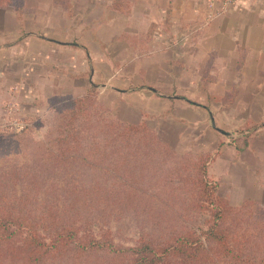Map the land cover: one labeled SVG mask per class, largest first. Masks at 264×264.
<instances>
[{
  "label": "crops",
  "instance_id": "0c3cea01",
  "mask_svg": "<svg viewBox=\"0 0 264 264\" xmlns=\"http://www.w3.org/2000/svg\"><path fill=\"white\" fill-rule=\"evenodd\" d=\"M92 84L119 120L146 123L170 144V134L177 145L202 144L230 204L264 202V0L224 13L207 0L0 6V124L11 112L22 124L48 98L82 97ZM220 172L236 193L221 185Z\"/></svg>",
  "mask_w": 264,
  "mask_h": 264
},
{
  "label": "rangeland",
  "instance_id": "374dc122",
  "mask_svg": "<svg viewBox=\"0 0 264 264\" xmlns=\"http://www.w3.org/2000/svg\"><path fill=\"white\" fill-rule=\"evenodd\" d=\"M61 98L54 95L40 111L28 113L21 121L23 127L17 112L0 124V204L14 205L16 213L26 218L20 229L11 222L7 233L17 228L11 238L27 249L24 238L33 231V222L46 243L63 223L76 231L65 251L56 254L55 248L42 244L45 259L37 264H134L136 260L141 264V256L149 254L142 247L147 242L154 248L151 254H159L151 264H174L176 257L162 246H167L171 235L183 234L213 246L219 264H264V221L256 224L258 210L245 214L253 218L244 228H257L262 235L260 253L247 243L244 254L236 258L217 245L218 239H208L218 209L203 181L202 144L190 139L177 145L170 134L166 137L173 144L167 143L174 150L159 153L151 138L139 139L113 122L112 108L98 107V94L89 103L96 106L86 108L89 113L84 115L66 107ZM41 101L36 98L32 103L42 106ZM235 135L232 141L237 143L240 134ZM220 182L228 193L237 192L225 173L220 172ZM85 188L92 192L78 193ZM217 222L222 224L221 232L232 225L225 218ZM78 240L88 247H75Z\"/></svg>",
  "mask_w": 264,
  "mask_h": 264
},
{
  "label": "trees",
  "instance_id": "16d2710c",
  "mask_svg": "<svg viewBox=\"0 0 264 264\" xmlns=\"http://www.w3.org/2000/svg\"><path fill=\"white\" fill-rule=\"evenodd\" d=\"M24 2L25 0H0V6L9 5L15 6L20 9L24 5ZM97 94V86L96 84H92L91 88L84 96H62L60 102H66V107L77 109V112H82V115H84L89 113V111L85 110L86 108H88L89 106H96L89 105V103L91 98H97ZM98 107L101 108V104H98ZM111 117L113 119V122L118 123V126L123 128L124 132H127L129 134L131 133L139 139L151 138L153 140L152 143L154 145L158 144V146L160 147L159 153L161 152V150L163 152L166 151V149L168 148L173 149L170 144L161 139L158 136L157 132L146 123L131 124L119 120L116 115H112ZM140 132H143L144 134L139 135ZM130 137L134 138V136ZM63 155L65 154L62 153L61 156ZM200 158L204 173V185L209 189L211 201L215 203V207L216 209H218V215L216 217L217 221L220 218H225V222L232 224L230 225V227L226 228L225 231L221 232L222 224L216 221L215 225H212L211 230H209L207 233L208 239H218L217 245L222 244L221 246L224 248L223 250H225L227 254H231V256L236 258H240L244 254L245 249L243 245L247 243H252L253 248L257 246L258 253H260V244L263 242V240H261L263 239L262 235H260V233L257 231V228L255 229V231H248L244 228V225L248 224L246 222L250 221V218H253L252 215H250V217H246L245 214H250L252 213V211L254 212L256 210L259 211V215L261 214L259 217H257L258 219H255L257 220L256 224L261 225L262 221H264V205L261 202L253 200H247L241 203L240 205L230 204L224 197H221L218 194L217 184L209 174L208 163L210 160V155L203 153L201 154ZM94 189H97V191H99L100 187L94 186ZM81 192L89 193L92 192V190L86 188L78 190V193ZM17 211L18 210L17 208H15L14 205L0 204V264H37V262H43V260L45 259L43 258L45 252L42 249V244L46 245L48 248H55L54 252L65 251L64 249L66 247L71 248L69 247V245L73 237H75L76 235V231H74L73 227L63 226V223L61 225L62 228L55 230V232L51 234V242L46 243L41 240L37 234L36 227L38 226V224L33 222L30 224V227L31 229H33V231H30L29 235H26L24 238V243L27 248L24 249L21 245H19L15 240L11 238L15 232H18L16 231V229H20V226L26 222V218H21V216L16 213ZM44 214L46 213L43 212L42 215ZM229 214L234 215L229 216ZM11 222L14 225H17V228L14 229L12 232L10 231V233H7L10 229ZM241 224H243L244 228L242 231L240 230ZM55 225L57 226V223H55ZM190 238L191 236L189 234L171 235L167 239V246H162L164 251L169 250V252L176 257L174 264H219L216 259L218 258V256H216L214 251L216 249L213 246H205L202 242L193 241ZM231 240H233V242L235 243L234 246H231ZM74 244L75 247H88V245H83L80 240H78ZM142 247L144 250L147 249L146 251L149 252V254L141 256L142 260L144 261L141 264H151L159 259V254H151V252H154V248L150 247V243H142ZM237 247H239L238 252L236 250ZM235 252H237V254H235ZM55 253L57 254V252ZM245 259L246 258H242V262H245ZM138 263L139 262L136 260V263L134 264Z\"/></svg>",
  "mask_w": 264,
  "mask_h": 264
},
{
  "label": "built area",
  "instance_id": "2783aa9c",
  "mask_svg": "<svg viewBox=\"0 0 264 264\" xmlns=\"http://www.w3.org/2000/svg\"><path fill=\"white\" fill-rule=\"evenodd\" d=\"M242 1H250V0H207L210 7H212L213 9L216 8L217 13H224L230 8V6L237 3H241ZM19 124L21 127H23L21 123Z\"/></svg>",
  "mask_w": 264,
  "mask_h": 264
}]
</instances>
